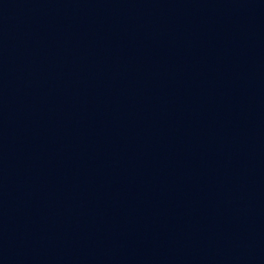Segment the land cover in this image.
I'll use <instances>...</instances> for the list:
<instances>
[{
	"label": "water",
	"instance_id": "water-1",
	"mask_svg": "<svg viewBox=\"0 0 264 264\" xmlns=\"http://www.w3.org/2000/svg\"><path fill=\"white\" fill-rule=\"evenodd\" d=\"M0 264H264V0H0Z\"/></svg>",
	"mask_w": 264,
	"mask_h": 264
}]
</instances>
